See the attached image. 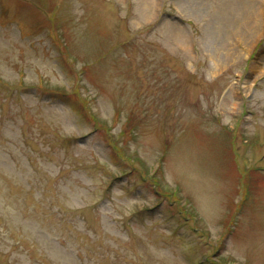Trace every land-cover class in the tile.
<instances>
[{"label": "rangeland", "instance_id": "1", "mask_svg": "<svg viewBox=\"0 0 264 264\" xmlns=\"http://www.w3.org/2000/svg\"><path fill=\"white\" fill-rule=\"evenodd\" d=\"M0 264H264V0H0Z\"/></svg>", "mask_w": 264, "mask_h": 264}]
</instances>
